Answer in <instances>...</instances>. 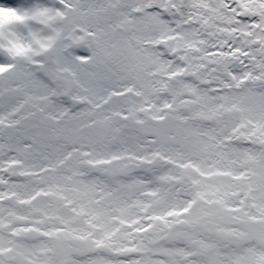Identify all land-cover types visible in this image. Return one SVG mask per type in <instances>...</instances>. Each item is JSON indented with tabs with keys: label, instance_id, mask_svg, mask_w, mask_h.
I'll return each mask as SVG.
<instances>
[{
	"label": "snow or ice",
	"instance_id": "1",
	"mask_svg": "<svg viewBox=\"0 0 264 264\" xmlns=\"http://www.w3.org/2000/svg\"><path fill=\"white\" fill-rule=\"evenodd\" d=\"M0 264H264V0H0Z\"/></svg>",
	"mask_w": 264,
	"mask_h": 264
}]
</instances>
